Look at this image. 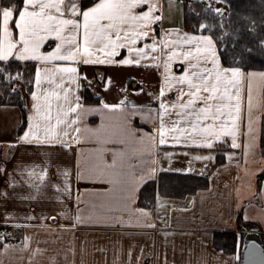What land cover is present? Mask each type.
<instances>
[{"label": "crops", "instance_id": "0c3cea01", "mask_svg": "<svg viewBox=\"0 0 264 264\" xmlns=\"http://www.w3.org/2000/svg\"><path fill=\"white\" fill-rule=\"evenodd\" d=\"M184 1L151 0L161 17L153 27L162 40L175 41L185 33L211 35L184 27ZM146 8L147 4L138 10ZM151 42V38H141L138 46ZM55 43L50 37L42 50L50 51ZM189 46L195 47V43L181 47ZM148 51L152 57L147 51L141 56L132 54L131 59H139V64L119 63L128 56L126 48L108 63L95 57L80 62V87L76 89L75 80L71 82L69 99L75 104L78 95L84 107L79 113L69 111L62 98L59 102L52 98V125L62 134L53 133L51 142L22 138L34 111L31 92H39L35 72L44 62L31 57L9 58L33 61L35 68L31 89L25 95L23 126L17 105L0 104V227L10 229L0 234V264H239L246 235L264 232V155L260 146L264 77L259 75L264 70H245L256 73L241 90L247 130L250 85L253 131L241 142L253 147L246 157L230 137L210 146L190 141L159 145L147 137L154 136L157 128L166 57L158 50ZM185 66L182 61L170 62L173 72L183 71ZM43 87L47 89L48 84ZM164 98L176 100L175 90L165 91ZM122 101V108L107 107ZM58 114L60 125L56 124ZM77 114L81 119L74 124L72 118ZM76 128L80 129L78 135ZM101 155L108 161L117 156L115 170L121 175L115 184L107 179L79 178L89 175ZM184 176L195 179L194 183L178 191L171 188ZM148 182H154L147 197L153 200L152 206L138 201ZM216 231L237 233L235 253L214 247Z\"/></svg>", "mask_w": 264, "mask_h": 264}, {"label": "snow or ice", "instance_id": "6c2138e0", "mask_svg": "<svg viewBox=\"0 0 264 264\" xmlns=\"http://www.w3.org/2000/svg\"><path fill=\"white\" fill-rule=\"evenodd\" d=\"M145 4L146 10H138ZM156 7L151 0H89L87 6H84V0H3L0 5V76L11 77V73L6 72L8 64L3 63L9 61L10 57H31L43 61L45 65L37 66L35 72L39 92H31L34 111L29 116L28 129L22 138L31 136L37 141L43 139L51 142L53 133L62 134L61 129L52 125L53 97L58 102L62 98L68 103L69 111L75 109L79 113L84 107L79 103L78 95L74 98L75 104L69 99L71 82L75 80V88L80 87L77 68L80 62L87 63L95 57L103 58V62L108 63L122 48H126L128 56L119 63L139 64V59H131L132 54L141 56L147 51L148 56L152 57V51H148L151 49L158 50L166 59L163 61L165 73L156 113L157 128L155 135H149L148 140L159 145L190 141L192 144L210 146L214 141H225L226 137H230L232 145L241 146L246 157L253 147L249 142H241L242 137H250L253 131L250 85L247 130L243 126L241 90L249 77L256 73L246 72L241 67L224 66L217 56L211 35L189 36L185 33L183 37L178 35L175 41L170 38L162 40L153 27L161 19L156 15ZM205 27V24L200 25L201 29ZM50 37L55 38V46L50 51H43L42 46ZM141 38H151L152 42L140 47L138 42ZM192 43H195V47H181ZM58 60L64 62L57 63ZM171 61H182L186 66L183 71L173 72ZM50 62L53 65L51 68L47 66ZM259 75L264 77V72ZM45 83L48 84L47 89L43 87ZM173 90L176 100L165 99V91L171 93ZM123 103L109 104L107 107L122 108ZM151 115L149 113V117ZM123 118L127 120L126 116ZM72 119L76 124L81 117L77 114ZM56 124H61L59 114ZM79 132L80 129L76 128L77 135ZM63 134L67 135L68 132ZM116 165V155L111 161L101 155L98 163L89 170V175H80L79 178L95 177L115 184L121 175L115 170ZM128 194L131 196V189H128Z\"/></svg>", "mask_w": 264, "mask_h": 264}, {"label": "trees", "instance_id": "16d2710c", "mask_svg": "<svg viewBox=\"0 0 264 264\" xmlns=\"http://www.w3.org/2000/svg\"><path fill=\"white\" fill-rule=\"evenodd\" d=\"M0 1L2 4L3 0ZM222 1L227 4L229 9L226 15L218 14L198 0H185L184 27H188L191 31H202L211 34L218 44L220 57L224 65L241 67L244 70H264V0ZM88 2L89 0H84V5H87ZM201 24H205L206 27L201 29ZM3 63L8 64L6 72H10L11 77L9 78L7 75L0 76L3 90L0 100L19 107L22 114L21 126H23L26 119L25 95L12 87L15 81L19 79L26 85L27 91L31 89L35 62L10 60ZM260 146L264 155V121L262 123ZM261 175L263 176L264 173ZM192 179L190 176H184L171 188L177 189V191L186 188L194 183L195 179ZM153 183L148 182L141 188L138 200L140 204L153 205V200L147 198L152 192ZM145 201H148V203H145ZM239 221L241 225V219ZM260 233L264 244V232ZM237 239L236 232L216 231L213 234V245L219 251L233 254L237 249Z\"/></svg>", "mask_w": 264, "mask_h": 264}, {"label": "water", "instance_id": "95a60500", "mask_svg": "<svg viewBox=\"0 0 264 264\" xmlns=\"http://www.w3.org/2000/svg\"><path fill=\"white\" fill-rule=\"evenodd\" d=\"M239 264H264V244L259 235L249 233L243 239Z\"/></svg>", "mask_w": 264, "mask_h": 264}, {"label": "rangeland", "instance_id": "374dc122", "mask_svg": "<svg viewBox=\"0 0 264 264\" xmlns=\"http://www.w3.org/2000/svg\"><path fill=\"white\" fill-rule=\"evenodd\" d=\"M200 2H202L203 4H205V6H208L210 8H212L213 10L216 11V9H220L219 12H217L218 14L221 15H226L228 13V6L227 4L222 1V0H198ZM1 83H0V96L2 94V87H1ZM0 104H9L7 101H1L0 100Z\"/></svg>", "mask_w": 264, "mask_h": 264}, {"label": "built area", "instance_id": "2783aa9c", "mask_svg": "<svg viewBox=\"0 0 264 264\" xmlns=\"http://www.w3.org/2000/svg\"><path fill=\"white\" fill-rule=\"evenodd\" d=\"M15 87H17V89H19L23 93L27 91L26 86L18 80L16 81ZM8 231H9L8 228H0V234H6L8 233Z\"/></svg>", "mask_w": 264, "mask_h": 264}]
</instances>
